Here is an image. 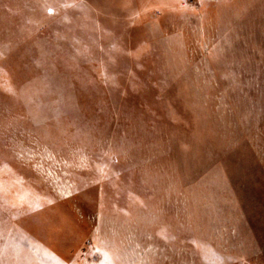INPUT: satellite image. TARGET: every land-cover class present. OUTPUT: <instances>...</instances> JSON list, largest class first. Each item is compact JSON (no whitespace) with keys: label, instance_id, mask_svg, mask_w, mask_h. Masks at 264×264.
<instances>
[{"label":"rangeland","instance_id":"374dc122","mask_svg":"<svg viewBox=\"0 0 264 264\" xmlns=\"http://www.w3.org/2000/svg\"><path fill=\"white\" fill-rule=\"evenodd\" d=\"M0 264H264V0H0Z\"/></svg>","mask_w":264,"mask_h":264}]
</instances>
